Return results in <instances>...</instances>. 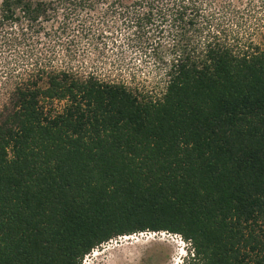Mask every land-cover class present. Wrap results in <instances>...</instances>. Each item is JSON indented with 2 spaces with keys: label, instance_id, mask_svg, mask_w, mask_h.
Wrapping results in <instances>:
<instances>
[{
  "label": "trees",
  "instance_id": "16d2710c",
  "mask_svg": "<svg viewBox=\"0 0 264 264\" xmlns=\"http://www.w3.org/2000/svg\"><path fill=\"white\" fill-rule=\"evenodd\" d=\"M112 4L159 94L40 56L87 0H0V264L145 231L189 242L185 264H264V44L201 0Z\"/></svg>",
  "mask_w": 264,
  "mask_h": 264
},
{
  "label": "rangeland",
  "instance_id": "374dc122",
  "mask_svg": "<svg viewBox=\"0 0 264 264\" xmlns=\"http://www.w3.org/2000/svg\"><path fill=\"white\" fill-rule=\"evenodd\" d=\"M118 1L129 4L134 0H87L92 7L85 6L72 13L68 10L65 14L74 31L65 34L42 31L35 45L45 59L58 63L70 59L82 72H94L102 78L123 81L133 88L159 94L163 86L161 63L153 54H144L131 47L125 26L117 14L119 8L112 4ZM201 1L202 7L213 15L212 24L230 38L264 44V0ZM62 18L63 15H59L57 22L60 23ZM151 233H132L134 238L130 239L122 235L113 237L95 247L82 261L84 264L186 263L189 242L178 234ZM127 250L136 251L133 256L121 258L126 256Z\"/></svg>",
  "mask_w": 264,
  "mask_h": 264
},
{
  "label": "bare ground",
  "instance_id": "6f19581e",
  "mask_svg": "<svg viewBox=\"0 0 264 264\" xmlns=\"http://www.w3.org/2000/svg\"><path fill=\"white\" fill-rule=\"evenodd\" d=\"M151 234H155V233H151ZM132 235V234H131ZM126 236V235H124V237L126 238V239H130V238H134V237H132V236ZM123 237V238H124ZM138 240V239H137ZM126 248H124V250H125ZM134 249V248H133ZM134 251H136V250H132L131 252H129L128 250H127V252L126 251H124V252H126V256L125 255H123V256H121V258H124V257H129V256H133L134 254H135V252ZM120 259V258H119Z\"/></svg>",
  "mask_w": 264,
  "mask_h": 264
},
{
  "label": "built area",
  "instance_id": "2783aa9c",
  "mask_svg": "<svg viewBox=\"0 0 264 264\" xmlns=\"http://www.w3.org/2000/svg\"><path fill=\"white\" fill-rule=\"evenodd\" d=\"M151 233V232H149ZM153 233H158V232H153ZM124 237V235H122ZM120 237V236H119ZM94 249V248H93ZM93 249L91 251H93ZM87 256V254L84 255L83 259Z\"/></svg>",
  "mask_w": 264,
  "mask_h": 264
},
{
  "label": "clouds",
  "instance_id": "9594fccd",
  "mask_svg": "<svg viewBox=\"0 0 264 264\" xmlns=\"http://www.w3.org/2000/svg\"><path fill=\"white\" fill-rule=\"evenodd\" d=\"M159 233H162V231H159ZM91 252H93V251H91ZM88 255V254H87ZM85 259V258H84ZM82 261V260H81ZM81 264H84L85 263V261H82V262H80Z\"/></svg>",
  "mask_w": 264,
  "mask_h": 264
}]
</instances>
